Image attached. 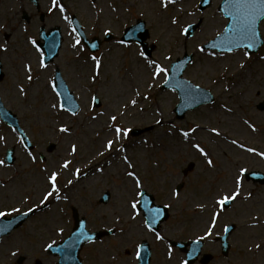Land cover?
<instances>
[{
  "label": "rangeland",
  "instance_id": "obj_1",
  "mask_svg": "<svg viewBox=\"0 0 264 264\" xmlns=\"http://www.w3.org/2000/svg\"><path fill=\"white\" fill-rule=\"evenodd\" d=\"M38 2L39 9L30 0H0V43L6 42L8 48L7 52H0L4 73L0 80V97L6 108L18 116L35 146L31 152L37 158L33 163L27 155L30 150L26 151L21 144L20 135L0 119V137H4L0 140V160L5 159L8 147H16L15 162L0 166V211L10 212L13 206L24 211L28 206H35L46 187L44 168L61 172L62 193L69 179L74 184L67 192L69 202L51 200L31 216L24 227L4 238L0 243V264H18L17 258L21 255L26 259L22 264L39 261L54 264L56 257L46 253L43 246L69 233L73 207L81 216H86L91 230L106 226L116 229L114 235L84 247L81 256L85 264H136V249L143 239L152 245V264H180L183 255L172 249L168 241L205 235L212 212L218 210L214 209L213 198L218 191L232 189L237 168L264 171V158L230 143L235 139L246 147L264 152V110L258 108L264 102V47L257 54L247 56L243 50L231 53L199 51L200 46L227 25L218 10L222 0H213L212 6L205 11L199 10L200 0H178L167 10L162 8L160 0H59L65 7L64 13L58 9L49 11L51 0ZM24 12L31 17L29 21L22 18ZM189 12L194 14L188 15ZM65 15L70 20L75 15L90 39H104L105 33L113 36L98 54L91 53L83 42L78 52L71 47L75 34L69 35L73 26L63 19ZM173 17L179 20L180 26L196 23L193 35L182 36L179 27L171 24ZM137 19L144 20L148 28L146 42L152 54L149 58L170 67L178 57L190 54L192 62L184 75L211 90L216 96L214 103L188 112L183 120L176 118L177 93L161 89L163 77L151 79V69L139 56L142 51L139 44L121 43L124 29ZM43 26L46 31L61 26L64 34L59 57L47 69L39 67V54L28 42L39 39ZM261 33L264 37V22ZM92 56L100 59L102 64L95 82L91 79L95 71ZM166 56L171 60H166ZM28 62L33 68L31 84L23 70V65ZM240 64L245 67L241 68ZM56 67L80 102L81 110L75 116L66 110L50 108V104L60 103L50 87ZM19 83H23L28 91L27 98L19 94ZM149 84L155 86L149 88ZM137 89L140 96L135 95ZM94 95L101 100L99 107L93 105L91 98ZM144 96L149 99L145 100ZM131 99L137 100L135 107L130 104ZM223 105L232 111H225ZM121 112L125 114L121 116ZM113 114L117 115L121 126L149 128L137 136L130 134L120 143L125 144L126 154L143 181V189L153 193L158 203L171 204V216L158 231L164 240H157L154 233L147 230L142 213L135 220L129 215L132 184L125 178L127 166L121 160V154L105 153L104 157L94 158L98 149L103 151V140L111 138L108 125ZM93 116L97 118L93 120ZM158 119L162 120L161 124L156 123ZM244 120L254 124L257 131L252 132ZM172 125L185 131L199 125L193 134V142H199L209 152L215 167L209 168L204 158L172 129ZM61 126L69 127L70 133H60ZM212 127H217L221 136L208 131ZM50 143L55 144L52 150L48 148ZM72 143L78 146L75 157L69 155ZM64 159L73 161L67 170L59 168ZM107 160H111L110 166ZM190 161H194L196 167L184 179L185 184L176 198L173 193L183 181L182 170ZM97 165L105 168L104 174L96 172ZM77 167L82 169L79 181L74 176ZM105 191L110 192L111 199L107 204H100L98 200ZM249 192L252 198L245 200ZM26 196L30 197L28 205L21 203ZM200 204L205 205L203 210L197 207ZM222 213L213 234L205 240V252L212 253V259L206 264H264V186L244 177L241 196ZM256 217L259 223L254 219ZM233 223L236 227L229 240L231 248L224 256L219 242L211 238L222 233L224 224ZM58 227L63 228V233L57 231ZM256 243L262 245L261 250L254 248ZM12 252L17 254L12 255Z\"/></svg>",
  "mask_w": 264,
  "mask_h": 264
},
{
  "label": "snow or ice",
  "instance_id": "obj_2",
  "mask_svg": "<svg viewBox=\"0 0 264 264\" xmlns=\"http://www.w3.org/2000/svg\"><path fill=\"white\" fill-rule=\"evenodd\" d=\"M161 6L163 9L167 10L169 8V5H175L178 3V0H160ZM204 3H207V0H204ZM58 9L60 13L65 12V7L59 3V0H51V7L49 8V11H53ZM115 11V9H113ZM183 11V9H181ZM222 11L224 12V15L229 18L227 26L223 29L222 33H217L216 38L213 40L212 43L207 44V47L212 49H221L222 51H227L229 53L233 52L234 49H252L256 47L258 38H259V32H258V23L264 22V0H223V8ZM194 13L189 12L188 15H193ZM63 19L65 21H68L71 23V20L68 16H64ZM171 24L174 26H178L180 30V34L182 36H188L189 35V29L191 28V25L188 26H180L179 20L176 17H173L171 19ZM27 31V29H25ZM111 31L110 29L108 30ZM74 35V40L71 45L73 49H76L78 52L81 51V45H82V38L87 39V37L84 35L83 32H77L76 28H72L69 35ZM107 35V33H105ZM33 48H35L36 52L39 54L38 56V65L41 69H47L48 65L45 63L44 59V52L40 48V46L37 44L36 40L29 39L28 41ZM123 43V41H121ZM92 47H95L93 44ZM7 43H0V52H7ZM200 52L205 51V46H200L199 48ZM245 55L247 56L248 53L246 52ZM139 56L147 62L148 67L151 69V79L157 80L158 78L163 77L165 84H171L174 88H180L182 92L186 93V95L195 98L200 94L197 89L199 86H194L189 81H182V80H175V72L178 69V65H173L171 67H165L161 63H159L157 60L150 59L144 51L139 52ZM250 58V56H249ZM166 60H171L170 56L165 57ZM91 60L94 62V75L91 77L92 81L95 82L97 77L100 76V69L102 67L101 60L98 59L96 56H92ZM241 68H244V64H240ZM23 70L25 73L26 80L31 84L33 82V68L30 62L25 63L23 65ZM172 73L170 75L169 73ZM155 85L149 84L148 87H154ZM50 87L52 92L56 94L57 97L61 95V92L57 91V85L55 83V80H53L50 83ZM17 90L19 94L25 98L28 96V91L26 90L23 83H19L17 85ZM202 91V90H201ZM227 91V89H226ZM136 96H140L139 89L136 90L135 93ZM93 105L96 104L97 97L93 96L92 98ZM144 99H149L148 96H144ZM68 104V109H76V105H74L70 98L65 95L64 103H52L50 104L51 109H57L63 111L65 110L64 105ZM130 104L135 107L137 105L136 99H131ZM225 111L231 112L232 109L228 108L227 105L222 106ZM125 110H127L128 105H124ZM143 111V109H141ZM78 109L72 111V115H77ZM125 112H121L120 115H124ZM99 115H103V113H100ZM162 115V114H161ZM97 117L93 116L92 119L95 120ZM110 124L108 125L109 131L111 132V138H105L102 142V148L103 151L97 150L94 154L95 157H104L105 153H113V154H121V160L123 163L127 166L124 169V175L127 180L131 181L132 184V190H131V196L132 199L128 203L129 208V215L133 220L136 219L137 216L141 215V207L144 212V219L143 224L147 228L148 231L153 232L155 235V238L157 240H164V237L155 230L153 227L159 217L163 214L164 209L160 207H152L151 201H149L146 197V193L143 190L144 184L141 180L140 176L137 174L135 170V166L133 162L129 159L127 153V148L125 144L120 143L121 140H127L130 137V134L132 133V129L130 127H124L119 125L118 123V117L117 115L113 114L109 117ZM244 124H246L252 132H256L257 128L254 124H252L248 120L243 121ZM157 124H161L162 120H156ZM200 128L199 125H196L194 127H191L189 130L185 131L183 129H176L175 125H172V129L175 131H178L179 134L183 137V139L187 142H190L192 149L199 153L201 157L204 158L207 166L209 168L215 167V162L211 158L210 154L206 149L199 143V142H193L194 141V135L198 129ZM58 131L60 133L69 134L70 128L67 126H61L59 127ZM212 134L219 137L221 136V131L217 127H212L211 129H208ZM99 135V134H97ZM4 137H0V140H3ZM146 142V141H145ZM30 141L25 143L24 138L21 139V144L24 146L25 150L27 151ZM230 143L240 149H243L244 151L248 153H253L255 155L260 156L261 158H264V152L257 151L256 148L253 147H246L243 143H240L238 140H231ZM117 145H119L117 147ZM78 153V146L76 143H72L70 145V151L69 155L72 157H75ZM27 155L30 157L33 163H36V156L33 155L31 151H27ZM5 163L4 160H0V166H3ZM106 163L111 165V160H107ZM73 164V161L71 159H64L63 162L59 165V168L61 170H67L69 169L70 165ZM43 171L47 173V175L44 177L46 181V187L43 189V191L40 193V199L35 206H28L26 211H22L20 207L13 206L11 208V211H0V218L10 216L12 213L20 214L23 217L29 216V214L35 213L41 206L46 205L51 202V200H58V201H64L69 202L70 197L67 195V192L69 190V187L74 184V181L69 179L67 181V184L63 186V193L62 188L59 182V178L61 175L60 171L56 170H49L48 168H44ZM248 170L244 167H239L236 170V174L232 178V189L225 191L221 190L218 191L214 199V209L218 208V210H214L211 214V217L208 221V227L205 230V235L199 237V240H204L208 236H211L213 234V229H215L217 222L220 219L221 213L226 210V206H230L232 203H234L238 197L241 196V190L243 188V180L245 173ZM96 172L99 174H104L105 168L97 165ZM82 175V169L77 167L74 171V176L76 181H79ZM173 195L176 198H179V192H174ZM252 193L249 192L247 196L244 197L245 200L251 199ZM30 197H24V199L21 201L22 204L28 205ZM165 208H171V204L164 205ZM200 210H203L205 205L200 204L197 206ZM63 211V209H61ZM257 223H259V218H254ZM117 222H119V219L117 218ZM255 227L256 225H252ZM7 226L0 227V232L5 231ZM57 231L59 233H63V228L58 227ZM108 231H113L112 228H109ZM229 231V226H224V232ZM121 232H123V229H121ZM81 239L92 241V237L89 236L86 233L85 226H80L79 233L74 234V239L69 241L64 249L62 251H67L68 249L75 246V244L79 243ZM55 243V242H53ZM53 247L52 243L47 244V248L51 249ZM139 248V246H137ZM254 248L256 250H261L262 245L260 243H256L254 245ZM194 252L196 249L193 250ZM251 251V249H249ZM17 253L13 252L12 255H16ZM168 256L171 258V248L169 247L168 250ZM136 259H141L140 251L137 250L136 252ZM182 264H188L187 260L182 261Z\"/></svg>",
  "mask_w": 264,
  "mask_h": 264
},
{
  "label": "water",
  "instance_id": "obj_3",
  "mask_svg": "<svg viewBox=\"0 0 264 264\" xmlns=\"http://www.w3.org/2000/svg\"><path fill=\"white\" fill-rule=\"evenodd\" d=\"M209 2H210V0H207V3H204V0H203L202 3H201L202 8L206 7L209 4ZM222 8H223V5L221 6V10H222ZM57 32H58V30H57ZM57 32L53 31L52 32L53 36L51 35L52 34L51 33L47 37H45L47 39V41L49 42V44L52 43L53 45H55L54 46L55 49L59 45V38H60L59 33H57ZM142 39H144V35H143V37L139 38L140 41ZM261 42L262 41H261L260 35H259L256 47H254L252 49H248V50L250 52L251 51H256L258 49V47L262 44ZM51 54H52L51 57H53L54 53L51 52ZM184 66H185V62L182 63L181 68L175 73V77H174L175 80L186 81V80L181 79L179 77L182 74ZM166 86H172V85L171 84H167V85H165V87ZM194 88H195V86H194ZM175 89L178 90V92L180 93V98H181V103L178 105V107L176 109V112L179 114L180 118H182L184 116L185 111H187L189 109H192V108H194V107H196V106H198L200 104H203L205 102H210V101L213 100V97L210 95L209 92H207L205 90H202L200 88L197 89V91H199L200 94L198 96H196L195 98H192V97L186 95V93L182 92L180 88H175ZM249 176H251L252 178H255V179H260V180L264 179V176L261 175V174L251 173ZM150 198L152 199L151 196H150ZM166 217H167V214L166 215H161V217H159V220H162L163 218H166ZM10 228H12V226H10ZM79 231H80V228L76 231V233H79ZM73 239H74V237H72V240ZM85 241H87V240L81 239L80 242L77 243V248H81ZM224 246L228 247V244L226 242H224ZM76 258H77V251H76V253L73 256V259L75 261H76ZM147 263H148V256H145V258L142 261V264H147ZM71 264H73V263H71ZM80 264H81V262H80Z\"/></svg>",
  "mask_w": 264,
  "mask_h": 264
}]
</instances>
